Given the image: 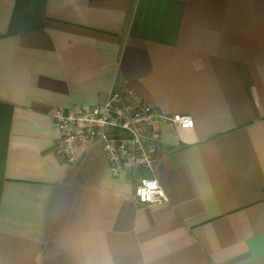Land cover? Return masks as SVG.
<instances>
[{
    "label": "crops",
    "instance_id": "1",
    "mask_svg": "<svg viewBox=\"0 0 264 264\" xmlns=\"http://www.w3.org/2000/svg\"><path fill=\"white\" fill-rule=\"evenodd\" d=\"M133 91L155 176L56 152V108ZM0 264H264V0H0Z\"/></svg>",
    "mask_w": 264,
    "mask_h": 264
},
{
    "label": "built area",
    "instance_id": "2",
    "mask_svg": "<svg viewBox=\"0 0 264 264\" xmlns=\"http://www.w3.org/2000/svg\"><path fill=\"white\" fill-rule=\"evenodd\" d=\"M49 115L61 131L56 152L64 161L74 162L79 144L98 143L111 171L134 169L142 173L134 188L141 204L167 201L155 176L162 127L169 122L192 128L194 121L190 116H162L131 90H114L104 103L94 107L56 108Z\"/></svg>",
    "mask_w": 264,
    "mask_h": 264
}]
</instances>
